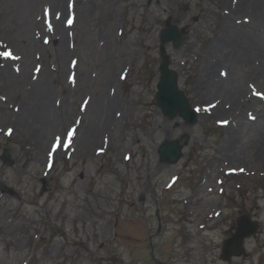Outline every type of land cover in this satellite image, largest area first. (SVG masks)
<instances>
[{"label":"rangeland","instance_id":"374dc122","mask_svg":"<svg viewBox=\"0 0 264 264\" xmlns=\"http://www.w3.org/2000/svg\"><path fill=\"white\" fill-rule=\"evenodd\" d=\"M35 2L39 27L53 29L45 1ZM229 3L67 0L66 56L50 30L23 52L19 27L0 14V181L7 186L0 188V264H264V74L246 61L221 74L235 94L228 124L214 114L216 95L202 110L193 86L204 53L226 28L256 32L244 14L228 23ZM168 19L185 37L179 46L160 39ZM165 55L191 106L201 107L195 124L157 106ZM27 68L46 81L50 118L63 124L61 136L47 135L42 156L30 127L15 119L32 88L9 86V69ZM64 87L73 88L71 97ZM99 98H111L116 120L100 130L104 144L85 154L79 136ZM166 141L182 145L176 163L159 154ZM243 213L259 229L245 239L247 255L224 260L223 240Z\"/></svg>","mask_w":264,"mask_h":264},{"label":"bare ground","instance_id":"6f19581e","mask_svg":"<svg viewBox=\"0 0 264 264\" xmlns=\"http://www.w3.org/2000/svg\"><path fill=\"white\" fill-rule=\"evenodd\" d=\"M44 4L47 6V16L50 17L49 20L52 24L53 29L44 25L42 27L39 18L32 15L34 13V0H0V14H6L10 16V21L14 25L18 26L20 29L19 46L23 52H29L32 46V41L35 40L36 34H39L43 30H50V35L59 38L58 50L62 54L67 53L64 33L68 31L66 26L62 23V16L65 11H67V0H43ZM224 1L226 5L229 2L233 4L227 7L228 11L225 14V19L228 23L232 24L234 21L240 17L239 15L244 14L245 18L250 17L254 28L256 29L255 34H246L245 31H233L232 29L226 28L223 35L218 37L215 42H213L208 50L204 53L203 59L200 61L197 70V79L193 83L196 84L200 94L199 102L202 104V110L204 108L208 109L213 107L214 114L218 116L225 115L226 123L230 122L229 119L233 118L234 111V95L231 92V88L223 87L225 85L226 78H223L221 74H233L234 69L237 68L239 63L246 61L250 64L258 63L259 67L255 69L257 74H264V0H219ZM37 5V4H36ZM44 11V7L42 8ZM44 14V12H43ZM42 15V14H41ZM68 18V17H67ZM9 20V19H8ZM257 28L259 31L257 32ZM262 28V30H260ZM52 39V38H51ZM49 38V40H51ZM102 49V48H100ZM258 51L255 54V50ZM259 57H256L258 54ZM199 55V54H198ZM227 55L228 58L223 60V56ZM254 55V57H253ZM222 61V62H221ZM9 66H7L8 68ZM231 69V72L230 70ZM15 70V69H14ZM11 74L9 75V86L13 89L18 86H26V89L30 92L26 94L29 95L31 101L25 100L24 105L21 104L19 107V114L15 115V119L21 126H29L35 137L31 138V144L34 145V149H39V156H42L48 150L44 149L46 144V137L55 134L60 135L61 127L63 126L62 121L59 119L54 121L50 118V110L52 108V102L50 100V91L46 87V81L40 79L39 75H34L33 71L29 68L23 69L19 73L13 72L9 69ZM19 74V75H17ZM227 78H231L230 76ZM234 77H232L231 84L235 82ZM243 86H239L238 94L241 95L243 91ZM73 88H62L63 96H72ZM234 91V90H232ZM210 95H216L215 103L208 106L209 102H206V97ZM232 98V100H231ZM99 98L89 104L90 111L94 113L92 118H89L87 123L81 129V134L79 136L80 149L85 154H89L93 145L104 144L105 139L100 140V130L106 129L110 124H113L116 120L114 118V108L113 101L108 98L107 104H105V99ZM64 101V100H63ZM203 101V102H202ZM65 102V113H71V109ZM88 107V106H87ZM201 108V107H200ZM199 107L196 109L199 111ZM63 119V118H62ZM221 120H225L222 118ZM61 136V135H60ZM60 142V141H59ZM62 143H60V146ZM50 151V150H49Z\"/></svg>","mask_w":264,"mask_h":264},{"label":"water","instance_id":"95a60500","mask_svg":"<svg viewBox=\"0 0 264 264\" xmlns=\"http://www.w3.org/2000/svg\"><path fill=\"white\" fill-rule=\"evenodd\" d=\"M160 38L164 43L172 41L174 46L181 45L185 40L178 27L172 24L170 19L167 20L166 27L161 30ZM170 63L169 56L165 55L159 65L160 76L155 94L157 106L164 115L171 118L180 116L187 123L195 124L198 111L191 106L185 92L179 88V73L170 67ZM159 154L162 159L176 163L182 156V145L177 141H166L161 144ZM2 158L7 164L12 163L8 149L4 150ZM0 188H7V186L0 181ZM258 229L259 222L254 220L251 214H241L237 218L235 231L223 241L221 258L229 260L232 256L247 255L244 246L245 239L253 236Z\"/></svg>","mask_w":264,"mask_h":264},{"label":"snow or ice","instance_id":"6c2138e0","mask_svg":"<svg viewBox=\"0 0 264 264\" xmlns=\"http://www.w3.org/2000/svg\"><path fill=\"white\" fill-rule=\"evenodd\" d=\"M72 133H69V137H71ZM57 145H59V141H57Z\"/></svg>","mask_w":264,"mask_h":264}]
</instances>
